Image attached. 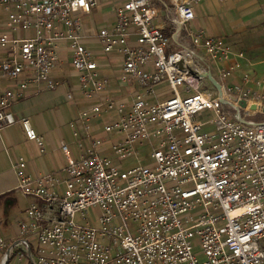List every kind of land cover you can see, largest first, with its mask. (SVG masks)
<instances>
[{"label":"built area","instance_id":"built-area-1","mask_svg":"<svg viewBox=\"0 0 264 264\" xmlns=\"http://www.w3.org/2000/svg\"><path fill=\"white\" fill-rule=\"evenodd\" d=\"M168 1L173 16L165 0H0V75L12 81L0 93V132L17 123L10 107L30 86H61L52 74L65 61L92 104L69 123L78 154L62 146L61 172L32 178L25 158L15 162L31 202L17 236H0L1 264H264V121L255 119L264 80L243 70L245 52L189 27L201 0ZM103 5L114 20L89 34L83 16ZM109 69L119 86L140 88L131 101L111 97ZM94 122L112 134L117 160L150 148L152 164L123 170L102 156ZM21 123L44 149L30 120Z\"/></svg>","mask_w":264,"mask_h":264},{"label":"crops","instance_id":"crops-1","mask_svg":"<svg viewBox=\"0 0 264 264\" xmlns=\"http://www.w3.org/2000/svg\"><path fill=\"white\" fill-rule=\"evenodd\" d=\"M168 10L165 15H174V5L165 0ZM102 10V8H99ZM98 9V10H99ZM251 10H253L251 12ZM198 19L189 24L193 31L204 30L209 37L223 39L236 51H243L247 61L243 62V70L256 67L255 61L242 49V43L246 40L250 30L264 22V0H201L197 7ZM92 15V14H91ZM90 15V16H91ZM258 17V18H257ZM114 20V17H113ZM112 20V21H113ZM108 23V22H105ZM104 23V24H105ZM112 80L111 97L117 101H131L140 91L136 86H119L116 82L115 69L104 72ZM53 78L61 82L56 90H47L35 85L30 86L27 96L10 107V113L16 118L17 123L0 132V199L4 200L0 205L1 212L7 215L6 220L14 218L15 228L11 229L10 240L18 234L19 221L25 216V210L30 205L31 199L24 196L18 190V177L14 164L19 157L27 161V173L32 178L41 177L45 174L61 172L67 165H62L57 159L62 146L67 143V138L59 133L58 124L67 116V109H61L64 104L71 103L72 117L69 123L77 120L82 111L92 104L85 101L81 94L76 72L69 61H65L53 71ZM12 86V81L0 75V93ZM68 94H73V100H68ZM27 118L43 138L44 153H36L32 148L31 141L27 138L21 119ZM68 123V126H69ZM102 122H94V130L91 134L105 142V151L110 148L114 139L105 138ZM58 128V129H57ZM70 129V128H69ZM71 131V130H70ZM84 134V132H82ZM70 144L76 145V141L69 137ZM102 149V150H103ZM19 211L9 216L13 208ZM22 216H20V215ZM12 220V219H11Z\"/></svg>","mask_w":264,"mask_h":264},{"label":"rangeland","instance_id":"rangeland-1","mask_svg":"<svg viewBox=\"0 0 264 264\" xmlns=\"http://www.w3.org/2000/svg\"><path fill=\"white\" fill-rule=\"evenodd\" d=\"M99 8L93 10L91 16H83V21L85 23V28L89 34H92L94 29H99L101 28L105 22L111 23L114 17V12L111 11L109 6L103 5L102 10H98ZM253 10H251L252 12ZM258 18V17H257ZM6 20V15L2 13L1 8H0V21ZM246 40H244L242 43V49H244L249 56H252L251 61H255L256 67L249 68L247 73L251 77H257L260 80H264V22L254 28H252L247 36H245ZM89 43L93 44V47H97V42L94 41H88ZM107 56L105 58H102L101 62L104 64H107ZM117 62L111 63V66L116 68L118 65ZM70 106L71 103L64 104L61 109H67L69 112L67 113V116L64 117L58 124L59 133H61L63 136L67 138V143L69 144V152L72 157H76L78 152H77V147L75 145L70 144L69 137L71 139V131L69 129L68 123L72 117V113L70 111ZM104 119V118H103ZM111 119H114L113 115H107L105 117V121H110ZM215 119V114L213 112H210L209 114L205 115L203 117L202 123H206V125L203 126V132L206 133H211L215 129L214 125H210V123ZM257 121H264V115L258 114L255 118ZM57 128V129H58ZM103 131V130H102ZM105 138H111L113 137L112 134H107L103 131ZM109 138V139H110ZM32 149L36 153H44L42 152V149L38 146L36 142L31 141ZM45 145V143H44ZM110 148H107V151L105 149L100 150L99 153L102 156H109L114 159V164L118 167H121L123 170H129L131 168H134L136 166H150L152 164V160L150 158L151 155V150L150 148L146 149H141L138 148V154L137 156H133L129 159L120 161L115 158V155L113 151ZM62 165L66 163L65 160V153L63 151H59V156L57 159ZM141 162V164L139 163ZM2 199H0V205H3ZM18 210V207L13 208L11 212L9 213V216H12L13 214L16 213ZM20 212V211H19ZM89 219L88 222H91V224L95 227H97V219H98V214L99 211L97 209H89ZM22 215V213L20 212ZM19 214V215H20ZM20 215V216H21ZM7 215L3 212H1L0 215V236L2 237H7L11 233V229L15 228V220L14 218H9L6 220ZM22 217V216H21ZM79 215L77 216V220L79 219ZM12 219V220H11ZM198 251V250H196ZM3 250L0 249V264H1V259L3 258ZM201 260H204V258H200Z\"/></svg>","mask_w":264,"mask_h":264},{"label":"water","instance_id":"water-1","mask_svg":"<svg viewBox=\"0 0 264 264\" xmlns=\"http://www.w3.org/2000/svg\"><path fill=\"white\" fill-rule=\"evenodd\" d=\"M179 65H180V67H183V62H181ZM201 77L208 78L213 83V85L217 88V90H219L221 92V86H220V84H218V82L213 78V76H212L211 73L202 74ZM240 105L243 108H246L247 107L246 101L240 102ZM251 109L253 111H256L257 110V107L255 105H253V106H251ZM263 112H264V109H263Z\"/></svg>","mask_w":264,"mask_h":264}]
</instances>
